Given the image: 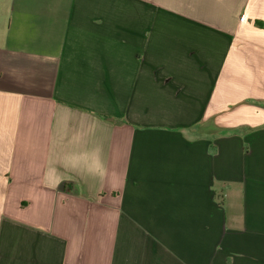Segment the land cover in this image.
I'll list each match as a JSON object with an SVG mask.
<instances>
[{"label": "crops", "instance_id": "1", "mask_svg": "<svg viewBox=\"0 0 264 264\" xmlns=\"http://www.w3.org/2000/svg\"><path fill=\"white\" fill-rule=\"evenodd\" d=\"M0 264H264V0H0Z\"/></svg>", "mask_w": 264, "mask_h": 264}]
</instances>
